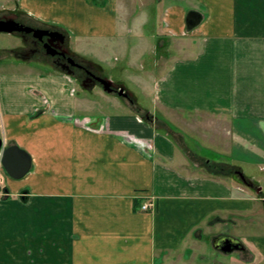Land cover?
Segmentation results:
<instances>
[{
    "label": "crops",
    "instance_id": "0c3cea01",
    "mask_svg": "<svg viewBox=\"0 0 264 264\" xmlns=\"http://www.w3.org/2000/svg\"><path fill=\"white\" fill-rule=\"evenodd\" d=\"M8 2L69 44L111 48L120 33L119 0ZM155 4L163 9L155 49L164 51L156 101L183 122H213L214 135H200L217 145L206 147L212 153L232 152L230 163L197 153L202 145L138 101L121 96L135 115L86 113L73 75L22 54L24 42L3 48L0 136L29 152L32 167L20 180L0 174V264H192L197 255L209 264L202 248L217 249L219 235L245 247L219 264H264V174L250 168L264 165V0ZM192 12L200 21L189 29Z\"/></svg>",
    "mask_w": 264,
    "mask_h": 264
},
{
    "label": "rangeland",
    "instance_id": "374dc122",
    "mask_svg": "<svg viewBox=\"0 0 264 264\" xmlns=\"http://www.w3.org/2000/svg\"><path fill=\"white\" fill-rule=\"evenodd\" d=\"M156 1L157 0H119L118 18L120 33L117 38L111 39L112 43H114L111 48H107L104 42H96L97 44L94 47V41L88 42L87 40H83L80 38H74L71 44H69L70 48L79 51L80 55L83 58L86 57V59H94L96 62H94L93 60L92 62L98 65L97 70H99V67H102V72H100L101 74L105 75L106 77H110L117 83L125 84L128 89L135 95L140 106L152 110L157 116H159V118H166V121L168 123L171 119L172 122L176 126H178V128L185 135H187V139L190 145H202V147L196 148L198 149L197 153L204 156L207 155L209 158L215 159L220 162L223 161L230 163L229 156H233L232 152L228 153L226 156H219L217 153H212L211 150L213 149L210 148L211 150H209L206 149V147L213 146L214 148H216L217 145L213 144L210 141L208 142L210 138L203 139L200 135L201 132H204L209 133V137L210 135L213 136V122H210V128L206 125H203L204 121H196L195 119L193 120L192 117H189L188 121L184 120L183 122L179 119L181 118V114L179 116L175 114L172 116L169 110L164 111V109L161 108V105L156 101L154 76L156 74L158 76V73H160V69L157 68V64L161 62L158 61V59H160V55L164 52L159 50L160 54L158 56L155 49L157 32L159 33L161 27L163 26L161 23V18H163V9L160 8L159 4H155ZM1 4H3V7L7 5L9 8L6 9L0 7V15L4 13L9 14V12H16V9H14V7H10L8 0H0V6ZM128 8L131 9V14L133 15H126ZM158 16L159 18L157 19ZM144 37H146V40H144ZM22 44L23 39L17 33L10 34L4 31H0V51H2L3 48H12L16 45ZM98 55L104 56L101 59ZM161 56L163 57V55ZM9 58L14 59V57ZM35 58L37 57L35 56ZM40 59L41 61L47 62L48 65L50 64L49 66L51 67L52 62L50 58H37V60ZM97 61L102 65L98 64ZM5 62L6 61L0 60V71L3 69L2 67ZM18 63H22V61ZM154 65H156L155 69ZM33 66L37 67L39 66V63L35 62ZM55 69H58V67H56ZM148 70L149 72L145 73V71ZM77 90L79 91L78 96L82 98L84 102L87 101L88 103L87 107L85 108L86 113L99 116H111L115 114L135 115L132 104H130L129 101L123 99L117 93L105 91L100 82L93 84V87H90L82 86L80 85V82L77 81ZM83 106L85 107V103ZM144 117L146 118V116ZM160 127H163L167 131L169 130L166 125H162ZM0 133H2L1 125ZM158 133L163 137L165 136L162 130H159ZM214 138L216 137L214 136ZM261 166H257L255 164L253 166H250V168L254 171V173L263 175L264 169L261 168ZM3 184L4 183L2 181L1 185ZM243 239L245 238L243 237ZM202 249L205 257L204 262L208 261L209 264H219L220 262H224L227 260L231 262L230 258L238 257L240 254V251H235L230 254L223 253L222 251L215 249L211 244L204 245ZM202 249H199L198 254L202 252ZM192 264H202L198 255L194 256V259H192Z\"/></svg>",
    "mask_w": 264,
    "mask_h": 264
},
{
    "label": "water",
    "instance_id": "95a60500",
    "mask_svg": "<svg viewBox=\"0 0 264 264\" xmlns=\"http://www.w3.org/2000/svg\"><path fill=\"white\" fill-rule=\"evenodd\" d=\"M18 15L16 13H10L8 15L0 17V31H4L10 34H15L21 31L35 32L37 36L42 35H60V41L65 42L66 36L60 30H47L41 28H35L32 26H26L23 23H20L16 20ZM189 29L194 28L200 21V16L192 12L187 17ZM95 79L99 81L105 91L107 92H117L119 95L133 100V93L128 89L125 84L117 83L110 79L109 77L96 76ZM3 145V139L0 136V150ZM2 164L7 171V173L16 179L24 177L32 167V156L25 149L21 148L17 144H12L5 147L1 154ZM244 181H247V178L242 175ZM250 186L253 187V183H250ZM256 192H260V188L256 189ZM28 190H25L21 194L23 200H27ZM214 246L222 250L225 253H231L234 250H243L245 247L243 243L231 236L219 235L216 236L213 240Z\"/></svg>",
    "mask_w": 264,
    "mask_h": 264
},
{
    "label": "flooded vegetation",
    "instance_id": "af4514ba",
    "mask_svg": "<svg viewBox=\"0 0 264 264\" xmlns=\"http://www.w3.org/2000/svg\"><path fill=\"white\" fill-rule=\"evenodd\" d=\"M13 13V12H9ZM18 14L16 18L20 23L26 24L22 16ZM8 15V13L1 14L0 17ZM35 27V26H34ZM37 28V27H36ZM47 30H57L50 27H38ZM25 43V49L22 51L27 57H41L50 58L52 65L58 67L65 72L73 75L74 78L80 82L82 86L93 87V84L99 83L95 77L105 76L101 74L92 63L79 57L75 52L69 48L67 39L65 42L60 41V35H42L37 36L35 32L21 31L17 32Z\"/></svg>",
    "mask_w": 264,
    "mask_h": 264
},
{
    "label": "built area",
    "instance_id": "2783aa9c",
    "mask_svg": "<svg viewBox=\"0 0 264 264\" xmlns=\"http://www.w3.org/2000/svg\"><path fill=\"white\" fill-rule=\"evenodd\" d=\"M1 170H2V163H1V159H0V171ZM153 206H154V202L151 201V202L144 204L143 208L148 209V208L153 207Z\"/></svg>",
    "mask_w": 264,
    "mask_h": 264
},
{
    "label": "trees",
    "instance_id": "16d2710c",
    "mask_svg": "<svg viewBox=\"0 0 264 264\" xmlns=\"http://www.w3.org/2000/svg\"><path fill=\"white\" fill-rule=\"evenodd\" d=\"M90 63H92L93 65H94V67L95 68H97L98 67V65L96 64V63H94V62H90ZM99 69H101L100 67H99ZM136 99V98H135ZM136 102V100L134 101V103ZM144 116H148L147 114L146 115H144ZM250 182V181H249Z\"/></svg>",
    "mask_w": 264,
    "mask_h": 264
}]
</instances>
